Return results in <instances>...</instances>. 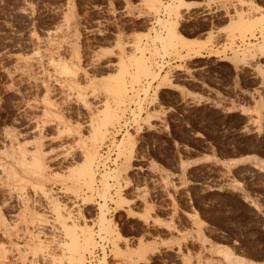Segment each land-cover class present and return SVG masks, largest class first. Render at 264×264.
<instances>
[{
	"label": "rangeland",
	"instance_id": "1",
	"mask_svg": "<svg viewBox=\"0 0 264 264\" xmlns=\"http://www.w3.org/2000/svg\"><path fill=\"white\" fill-rule=\"evenodd\" d=\"M203 1L209 18L190 0H0V264H87L98 238L90 264H264V155L228 168L234 156H190L199 131L170 141L169 115L187 126L179 111L208 102L264 147V0ZM139 83L157 99L99 169Z\"/></svg>",
	"mask_w": 264,
	"mask_h": 264
},
{
	"label": "trees",
	"instance_id": "2",
	"mask_svg": "<svg viewBox=\"0 0 264 264\" xmlns=\"http://www.w3.org/2000/svg\"><path fill=\"white\" fill-rule=\"evenodd\" d=\"M179 117H187L189 124L185 126L183 122H174L169 115V130L171 132L170 141L173 142V138H177L179 142H182V136L180 133L179 125L183 129L188 130L190 135L199 131L201 135L191 136L187 140L191 149L189 154L191 157L200 155L204 152H214L219 157L239 156L241 153L256 152L264 155V147L259 145L260 143L255 141V132L246 133L243 128L244 115L239 110L222 111L221 108L213 107L208 102H201L199 104H192L189 107L187 113L179 111ZM264 133L259 137H263ZM214 145V150L211 145ZM205 155V154H204ZM157 159L163 164L169 165L164 158L157 155ZM210 162H198L192 164L190 168L202 167ZM194 205L198 208L200 214L203 217H207L204 210L197 203L196 198H193Z\"/></svg>",
	"mask_w": 264,
	"mask_h": 264
},
{
	"label": "built area",
	"instance_id": "3",
	"mask_svg": "<svg viewBox=\"0 0 264 264\" xmlns=\"http://www.w3.org/2000/svg\"><path fill=\"white\" fill-rule=\"evenodd\" d=\"M154 26L157 28V24L154 22ZM257 35H260V32L258 31L256 33ZM152 66L155 70L161 66V68L166 65L165 63V56H159L155 54L152 58ZM130 86V85H129ZM141 84H137L133 86L132 88H129V95L131 97L126 101L125 104V112L124 116L119 120V122L115 123L114 126L110 127L108 131V137L107 141L105 142L104 146L105 149H101L100 156L98 158L97 167L99 169L112 166L114 167L116 165V139L117 137H121L123 133H125L127 130H135L134 127L136 123L133 120V113L135 111H139L140 115H142L145 112V109L150 108L151 105L156 101L157 98H151L154 96L153 89L149 88L147 93L145 94L142 91ZM140 99V106L141 110H138V101ZM138 117V116H137ZM139 125L141 126V129L144 126V123L139 122ZM100 241L95 248L93 249V252L91 254L88 253V258L86 259V263L90 264L93 262L94 256L101 252L102 254L106 252V248H108L107 240L106 239H99Z\"/></svg>",
	"mask_w": 264,
	"mask_h": 264
},
{
	"label": "bare ground",
	"instance_id": "4",
	"mask_svg": "<svg viewBox=\"0 0 264 264\" xmlns=\"http://www.w3.org/2000/svg\"><path fill=\"white\" fill-rule=\"evenodd\" d=\"M181 2V1H180ZM183 4H184V1H183ZM171 7H173V6H171ZM169 10V9H168ZM174 10V9H173ZM179 16V15H178ZM172 19V18H171ZM165 22V21H164ZM168 28H169V26H168ZM257 48V47H256ZM261 50H263L264 49V47H261L260 48ZM243 61V60H242ZM246 61V60H245ZM64 70V69H63ZM165 79V78H164ZM166 80H168V79H166ZM169 81V80H168ZM124 134V133H123ZM132 136H127L126 137V139L125 140H123L120 144L124 147V149H131V151L132 150H134V147H135V140L134 139H132L131 138ZM20 143V142H19ZM121 145H120V147H121ZM18 148H19V146H18ZM122 148V147H121ZM24 151V150H23ZM19 153H20V150H19ZM24 153V152H23ZM23 154L21 153V156H22ZM248 155V154H247ZM23 157V156H22ZM24 158H26V156L24 155ZM208 158V157H207ZM241 158V157H240ZM240 158H238V159H233V161H229V160H232L231 158L230 159H228L227 161H229V162H226L225 163V167L227 166L228 168H230L233 164H235L236 162H239V161H242L243 159H241V160H239ZM22 159V158H21ZM207 160V159H206ZM23 163V162H22ZM187 163V162H186ZM190 163V162H189ZM192 163V162H191ZM8 164V163H7ZM24 164H26L25 163V161H24ZM185 164V163H184ZM11 166V165H10ZM34 166L35 167H38L39 169H41L43 166H42V163H41V160H40V158L38 157V158H34ZM185 166H187V164H185ZM43 170V169H42ZM41 172V171H40ZM9 176V175H8ZM94 177V176H93ZM94 179V178H93ZM46 192V191H45ZM50 192V191H49ZM46 194V193H45ZM47 195V194H46ZM52 196V195H51ZM50 196V197H51ZM49 197V196H48ZM56 197V196H55ZM52 198H53V196H52ZM52 198H51V200H52ZM57 204H56V206H60L59 204H58V201L56 202ZM5 204V203H4ZM23 204V203H22ZM104 204V203H103ZM63 205V204H62ZM50 206V205H49ZM64 207H65V205H64ZM60 208H62V209H64L62 206L60 207ZM60 208H58V209H56L55 211H56V217H57V219H61V218H65V215L63 214V212H62V210L60 209ZM102 211V210H101ZM2 215V214H1ZM54 215V214H53ZM55 216V215H54ZM79 216H81V217H83L84 218V215H83V213L80 211V212H78V213H75V214H69L66 218L68 219H71V220H74L73 222H76V219L79 217ZM3 217V216H2ZM68 219V220H69ZM58 221V220H57ZM66 221V220H65ZM14 222V221H13ZM60 222V221H59ZM2 223V222H1ZM101 223V227H100V230L101 231H103L104 229H106V226L107 227H110L111 226V221H106V220H104V217H103V221L102 222H100ZM17 224V223H16ZM13 226H15L16 227V225H13ZM8 227V226H7ZM60 227V226H59ZM11 228V227H10ZM111 228V227H110ZM109 230H111V229H109ZM10 231V230H9ZM108 231V230H107ZM4 232V231H3ZM85 232V231H84ZM105 232V231H104ZM110 232V231H109ZM112 234V233H111ZM119 234V233H118ZM64 235H65V233H64ZM32 238V237H31ZM83 238V237H82ZM43 239V238H42ZM69 241V240H68ZM43 242V241H42ZM76 239L75 238H73L72 239V243H73V246L76 244ZM98 242H100L99 240H98ZM46 243V242H45ZM65 246V245H64ZM68 245H66V247H67ZM4 248V247H3ZM6 248V247H5ZM20 248V247H19ZM45 248V247H44ZM224 250V249H223ZM225 251V250H224ZM228 252V251H227ZM230 253V252H229ZM2 254V253H1ZM28 254V253H27ZM228 255V254H227ZM228 257H230V255H228ZM1 259V258H0ZM230 259H231V257H230ZM234 259V258H233ZM244 258H242V257H236L233 261H234V264H243L244 263ZM34 262V261H33ZM65 262V261H64ZM68 262V261H67ZM71 262V261H70ZM52 264H64L63 262H56V261H53L52 262Z\"/></svg>",
	"mask_w": 264,
	"mask_h": 264
},
{
	"label": "crops",
	"instance_id": "5",
	"mask_svg": "<svg viewBox=\"0 0 264 264\" xmlns=\"http://www.w3.org/2000/svg\"><path fill=\"white\" fill-rule=\"evenodd\" d=\"M190 1H199V2H201V5H193L190 8L201 7L202 9H205L204 11H202L203 15H205L204 16L205 18H209L211 16V11H213L214 8L209 9V7L204 4L203 0H190ZM211 28H212L211 27V23H208V27L206 28V31H210Z\"/></svg>",
	"mask_w": 264,
	"mask_h": 264
},
{
	"label": "water",
	"instance_id": "6",
	"mask_svg": "<svg viewBox=\"0 0 264 264\" xmlns=\"http://www.w3.org/2000/svg\"><path fill=\"white\" fill-rule=\"evenodd\" d=\"M238 158H240V157H239V156H234V157H232L231 159H232V160H233V159L235 160V159H238ZM225 161H227V160H225ZM236 163H237V162H236ZM236 163H235V164H236Z\"/></svg>",
	"mask_w": 264,
	"mask_h": 264
}]
</instances>
